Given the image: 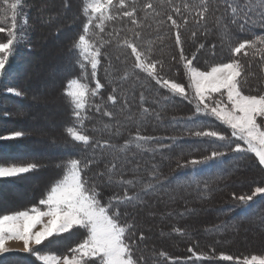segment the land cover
<instances>
[{
  "label": "trees",
  "instance_id": "16d2710c",
  "mask_svg": "<svg viewBox=\"0 0 264 264\" xmlns=\"http://www.w3.org/2000/svg\"><path fill=\"white\" fill-rule=\"evenodd\" d=\"M83 1L76 0L75 20H60L63 26H68L70 21L76 23L62 47L70 64L67 72L59 76L57 84L66 118L57 134L44 138L39 137L36 130L21 124L24 118L18 113L26 107L23 101L31 94L26 89L24 76L30 66L26 56L37 52L32 44L36 42L35 38L43 37L42 27L46 24L36 23L32 6L34 0H21L25 26L17 36L14 54L6 71L0 76V166L34 164L36 167L15 177L0 178V198L5 201L3 192L7 187L20 184L45 170L50 171L38 182L36 192L34 190L25 199L8 197L6 201L9 200L10 204L0 205V215L39 206L40 199L54 182L62 178L64 164L69 159L94 156L97 162L86 172L93 182H99L96 173L105 172L113 164L115 167L111 176L114 181H133L132 185L113 184L104 188L102 203L114 194L123 197L125 190L132 196L143 194L147 185L152 186L147 194H143V202H133L120 208L121 221L134 225L126 235V243L131 245L137 264H238L235 262L237 258L264 254L262 247L243 252L232 242H220L225 237L240 234L244 229L255 231L258 228L261 234L264 233V195H257L246 203L238 199L251 196L256 187L263 186L264 167L252 153L232 151L237 142L244 147L243 142L231 137V130L214 118L198 115L191 93H188V99L175 96L136 68V57L126 44L133 43L147 58L146 62L160 63L166 58L163 67H158L161 80H170L173 71L186 76L187 69L180 62L177 46L183 50L184 57L187 55L189 59H194L197 63L195 67L200 69L206 70L214 64L237 59L242 66L238 78L242 91L253 95L264 93V44L257 42L255 48H246L237 54L231 51L245 40L264 37L261 17L264 0H123V3L111 0L103 11L102 19L99 22L91 20L90 24L87 20L89 13L82 7L77 9ZM67 2L62 0L66 6ZM125 12L131 15L125 16ZM244 13H247L248 23L241 29L240 24L232 23V20L233 17L241 18ZM85 24H88L87 33ZM95 24L100 28L97 31L92 30ZM0 27H3L2 22ZM5 33L0 32V42L6 41ZM177 33L180 45L176 44ZM80 35H86L91 51L99 50L96 80L102 88L95 96L89 93L77 120L64 94L67 82L77 78L89 89H94L96 85V80L91 77L90 62L84 60L75 47ZM152 38L156 42H150ZM167 54L175 64L167 61ZM9 89L20 95L9 92ZM110 95L115 97L114 101L108 99ZM23 115L29 117L31 113L26 111ZM70 127L88 135L90 143L84 145L74 141L67 131ZM204 130L221 132L228 140L221 142L194 135ZM15 132H22L23 135L9 138ZM138 136L152 139L139 140ZM94 145L97 147L94 148ZM184 145L188 146L184 148ZM39 147L43 155L34 156V153L26 151ZM42 149H51L52 154L59 153L50 155ZM213 151L224 155L204 165L189 163L193 159L209 157ZM246 163L250 166L246 167ZM242 175L256 177L246 185L225 186L228 181ZM107 178L106 173L104 180ZM166 184L167 189L162 191ZM162 201H165L164 206ZM160 207H169L170 213L176 215L159 222L158 236H154L150 234L155 231L154 227L145 221L152 217L151 212L156 210L159 213ZM197 207H212L217 212L204 221L208 213L187 211ZM190 223L202 227L204 237L189 233L187 227ZM224 224L226 226L222 227ZM80 230L72 229L49 239L45 251L41 252H61L70 256V249L83 241ZM212 238L218 243H214ZM224 255L233 259L219 258ZM0 264L41 262L34 255L14 251L0 256ZM96 264L100 262L97 260Z\"/></svg>",
  "mask_w": 264,
  "mask_h": 264
},
{
  "label": "snow or ice",
  "instance_id": "6c2138e0",
  "mask_svg": "<svg viewBox=\"0 0 264 264\" xmlns=\"http://www.w3.org/2000/svg\"><path fill=\"white\" fill-rule=\"evenodd\" d=\"M123 3V0H121ZM111 4V0H93L88 5L93 14L101 13ZM21 0H2L0 6V22H13L11 27H0V32H6L8 39L0 42V73L6 71L7 64L14 54V46L17 43V19L18 9ZM151 7V5H148ZM125 16L131 13L125 12ZM203 16V13H201ZM262 23H264V12H261ZM243 20V23H240ZM91 20H89V24ZM175 21L173 24L175 25ZM232 23H239L241 29L248 23L247 13L241 18L233 17ZM85 33L88 31V24H85ZM264 44V37H256L254 40H245L232 48L233 54L240 53L246 48H255L256 43ZM131 48L132 54L136 57L135 67L147 73L149 77L156 80L164 88L169 89L175 96L188 99V92L179 83L169 80H161L156 70V62H146L147 58L138 51L133 43L126 42ZM176 44L180 45L179 33L176 36ZM80 50L84 60L91 64V77L96 80L97 66L99 64V50L91 51V44L86 35H80L75 45ZM203 47V45H201ZM264 50V49H262ZM181 59L184 58L183 50ZM188 79V87L191 89L192 99L196 102L195 111L198 115L214 118L216 121L231 129V137L241 143H235L232 149L234 152L254 153L259 164L264 165V93L245 94L241 88L238 77L241 76L242 66L237 59L228 63H217L208 70L201 71L192 66V60L185 62ZM83 68V64H81ZM102 88L99 80H96L94 89H89L86 84L78 80L69 82L67 95L75 106V116L80 119V111L85 107L89 93L95 96ZM9 92L14 90L9 89ZM20 95L19 92H14ZM109 100L114 101L115 97L110 95ZM68 133L76 142L84 145L90 143L86 134L68 128ZM22 132L12 133L9 138H18ZM197 137H211L217 141L228 140L224 134L214 130H204L194 133ZM139 140H150L152 138L137 137ZM94 148L97 146H93ZM224 155L222 152L213 151L209 157L189 161L192 165H204L214 161L217 157ZM97 162L94 156L87 158H71L64 164V174L61 179L54 182L53 186L40 199L39 206H32L29 209L0 215V256L17 251L6 245L11 241L23 243V251L34 255L41 264H137L133 259L131 245L126 243V235L132 231L134 225L121 221V206H127L133 202H143V194H147L152 186L147 185L143 194L129 196L125 190L124 196L112 195L104 200L103 189L116 184L120 186L132 185L131 180L112 179L111 173L115 167L106 169L105 172L96 173L99 182H93L86 175L90 166ZM34 164L0 166V178L15 177L33 170ZM107 180H104L105 174ZM257 195H264V187H256L251 196H241L238 199L246 203ZM74 228L86 231L85 239L75 248L70 249L72 253L63 257L54 254H41L34 246H39L54 235L66 233ZM143 239V236L141 237ZM191 251V249H190ZM199 258V257H197ZM224 259H233L230 256ZM239 259V258H237ZM243 264H264V255H251L243 258Z\"/></svg>",
  "mask_w": 264,
  "mask_h": 264
},
{
  "label": "rangeland",
  "instance_id": "374dc122",
  "mask_svg": "<svg viewBox=\"0 0 264 264\" xmlns=\"http://www.w3.org/2000/svg\"><path fill=\"white\" fill-rule=\"evenodd\" d=\"M67 5L62 4V0H34V4L32 5L36 14V23L37 24H44L42 27V38H35L36 42L32 44L36 47L37 52L34 54H27L26 58L30 62V66L26 69V73H24V76L26 75V89L31 93L28 96V99L26 101H23V105L26 107L23 109V111H20L18 113H21L20 116H23V120L21 124H26L29 129L36 130L37 135L39 137H44L48 138L51 137V135L57 134L59 132L60 125L62 121L66 118L65 111H64V106L60 100V97L58 95V89H57V84H58V78L60 75L64 74L67 72L69 64H70V59L68 56H66L62 51V47L64 44H66L67 39H68V34L76 27V23L74 21H70L68 26H63L60 24V20H69V19H74L75 20V11H76V0H67ZM106 1V0H104ZM11 2V0H10ZM93 0H84L82 4L78 5L77 9L80 10L81 7L85 12H88V23L89 20H92L94 22H99L100 19H102V14L101 13H95L93 14L91 12V9L88 8V5L92 3ZM23 7L22 3L20 8L18 9L17 13V19L15 21L17 25L16 33L17 36H19V32L21 31L22 27L25 26L24 24V18H23ZM12 21L9 19L7 22H2L3 27L8 28L11 27ZM93 31H97L98 29V24L94 25L92 27ZM22 32V31H21ZM7 35V33H5ZM4 34V35H5ZM21 38V36H20ZM8 39V36H7ZM6 39V40H7ZM156 42L155 38H152L150 42ZM6 42V41H4ZM177 46V45H176ZM177 50L179 55H181L182 49L178 48ZM171 51V50H170ZM149 53V51H146ZM163 53L162 55H164ZM174 52L172 51V55ZM168 57V60H170L171 65L175 64L174 60L171 59V56L169 54L166 55ZM160 59H162L160 56H158ZM181 58V56L179 57ZM185 59H180V62H183V66L185 65V62L187 60H192V66L195 67L197 63H195L194 59H189V56H185ZM166 58L162 59V62L156 63L157 67V72H158V67L162 68L163 63H165ZM169 63V62H168ZM228 63V62H225ZM36 64L38 65L37 68L33 67V65ZM185 67V66H184ZM201 71H206L208 69H200ZM25 71V70H23ZM3 73H0V76ZM171 75V74H170ZM173 76L169 78V81L179 83L183 85L188 93H192L191 89H189L188 85L190 83L188 79V73L186 71V76L180 75L177 72L173 71L172 73ZM162 78H165V75H161ZM168 78V77H167ZM239 78V77H238ZM1 79V78H0ZM72 80H78L80 83L81 81L77 78L70 79L67 84L66 88L64 90V94L67 97L68 101L70 102L71 108L74 112L75 115V106L71 101V97L67 95V91L69 89V82ZM82 84V83H81ZM85 108V107H84ZM83 109L79 110L80 114L83 112ZM26 111H29L31 113V116L27 117L23 115ZM25 116V117H24ZM136 121V120H135ZM134 121V122H135ZM133 122V121H132ZM231 130V129H230ZM77 131V130H76ZM71 137V135H70ZM72 138V137H71ZM242 142V141H241ZM244 145V144H243ZM188 145H184V148L187 147ZM38 147V146H36ZM246 148L247 146L244 145ZM183 148V149H184ZM43 150V149H42ZM64 150V149H63ZM28 152L34 153V156L38 155H43V152H41V147L35 148V149H28L26 150ZM25 151V152H26ZM44 152L49 153L50 155L52 154L51 149H46L43 150ZM35 152H40L36 153ZM59 152H55L52 155H57ZM254 157L257 159L258 158L255 156L254 153H252ZM259 162V161H258ZM246 167H249L250 164L246 163ZM264 167V165H262ZM50 170H45L42 173H38L36 175H33L26 179V181L21 182L20 184H17L15 186H9L5 189L3 192L4 200H0V205H9L10 201H6L9 198L13 197L12 199H25L28 197L34 190L36 192V187L38 182L42 180L43 177L48 173ZM254 174V173H253ZM254 177H249L247 175H242L239 176L231 181H228L225 186H231V187H237L238 185H246L251 178H255L256 175H253ZM168 184H166L162 191L167 189ZM264 187V184L263 186ZM255 190V189H254ZM152 203V202H151ZM165 201H162V205L164 206ZM170 208L165 207L159 208V213L155 210L154 212H151L152 219H147L145 222L147 224H150L151 226L154 227L155 231H152L153 233H150L154 236H158V225L159 222L163 221L166 217H173L175 216L174 214L170 213ZM188 212L192 213H208V216H206L205 220L209 219L212 217L217 210L212 209V207H197L194 210L189 209L187 210ZM162 214V215H160ZM149 217L151 216L150 213L147 214ZM177 215H180V213H177ZM199 219H202L199 218ZM226 226L225 224L222 225V227ZM148 227V225L146 226ZM253 228V227H251ZM76 230H79L80 228H74ZM73 229V230H74ZM217 228H212L211 230H216ZM255 230V228H253ZM81 231V238L82 240L85 239L86 237V231L83 229ZM187 231L189 233H192L196 236L199 237H204L203 235L205 230L202 229L198 224L190 223V225L187 227ZM63 234V233H62ZM150 234H148L150 236ZM61 235V234H59ZM59 235H54L51 238H48L44 242H42L41 245L39 246H34L36 249L39 247L38 251L41 254H54L57 256H64V253L61 252H41L45 251L44 249L48 245V240L52 238H56ZM214 243H218V240L215 238H212ZM220 242L227 244L232 242V244L238 245V248L242 250L243 252L248 251V250H253L257 248H264V233L261 234L258 228H256L255 231L252 229H244L240 234H235L234 236L231 237H225ZM10 249H15L17 252H24L23 251V243L18 242V241H11L8 242L6 245ZM264 255V254H260ZM224 256H219V258L224 259ZM250 257V256H248ZM235 260V259H234ZM99 262V260H98ZM238 264H243V258L242 259H237Z\"/></svg>",
  "mask_w": 264,
  "mask_h": 264
}]
</instances>
